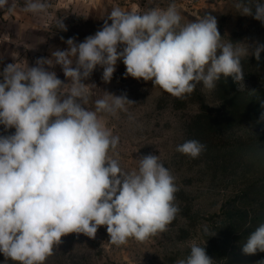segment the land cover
Segmentation results:
<instances>
[{
	"label": "clouds",
	"instance_id": "1",
	"mask_svg": "<svg viewBox=\"0 0 264 264\" xmlns=\"http://www.w3.org/2000/svg\"><path fill=\"white\" fill-rule=\"evenodd\" d=\"M49 7L46 0H24L21 10L39 14ZM235 8L264 23V3L241 0ZM15 9L9 0H0V10ZM181 20L175 4L143 13L115 6L102 28L82 42L68 38L66 50L56 49L32 67L9 63L0 71V126L4 133L14 129L0 134V253L5 261L46 264L62 237L82 233L94 238L101 226L116 246L167 230L179 211L175 178L159 156H142L138 168L126 172L109 155L119 136L98 114L116 115L132 102L108 93L90 109L86 105L95 85L83 81L100 66L102 79L110 82L122 61L126 76L151 81L183 99L197 85L214 90L222 77L242 83V60L253 56L260 61L264 44L225 42L214 16ZM59 28L66 31L63 22ZM56 65L67 83L49 70ZM204 147L187 140L176 150L196 158ZM205 245L192 240L188 255L174 264H214ZM242 251L264 252V223L251 231Z\"/></svg>",
	"mask_w": 264,
	"mask_h": 264
},
{
	"label": "rangeland",
	"instance_id": "2",
	"mask_svg": "<svg viewBox=\"0 0 264 264\" xmlns=\"http://www.w3.org/2000/svg\"><path fill=\"white\" fill-rule=\"evenodd\" d=\"M46 2L50 5L46 13L23 12L24 0H9L16 5L12 13L0 10V71L9 63L32 67L38 58L50 57L56 49L66 50L68 38L82 42L102 28L115 6L143 13L153 7L175 4L182 24L211 15L216 18L225 42L264 44V23L240 15L235 5L241 0ZM244 2L254 4L264 0ZM60 22L66 31L59 28ZM254 59L245 57L241 63L248 65ZM260 60L264 61V52ZM259 69L264 73L263 67ZM49 70L68 82L61 66ZM125 73V65L118 61L111 81L105 82L103 68L97 66L83 81L95 85L90 89L86 107L94 109L95 101L108 93L126 96L132 102L126 103L125 110H119L116 115L98 114L113 135L119 136L117 148L109 155L126 172L135 171L137 159L142 156H159L175 178L179 191L174 203L179 211L166 231L143 242L129 239L124 245H113L106 226L99 227L94 238L82 233L67 234L54 247L46 264H174L188 255L192 240L201 246L206 244V253L214 264L231 263L233 255L244 254L242 247L251 231L264 223V141L243 144L237 141L241 132L251 134L247 135L251 138L262 132L264 135V111L259 117L250 114L254 107L264 106V82L245 72L242 83L222 77L214 90L197 85L191 95L179 99L154 87L151 81L137 80ZM240 110L247 113L245 121L242 124L233 121L229 125ZM11 132L14 129L4 133L0 126V134ZM187 140H197L205 146L198 157L176 150ZM262 256L264 261V252L257 251L253 262L245 257L242 264H260L256 257ZM0 264L14 262L5 261L0 253Z\"/></svg>",
	"mask_w": 264,
	"mask_h": 264
},
{
	"label": "trees",
	"instance_id": "3",
	"mask_svg": "<svg viewBox=\"0 0 264 264\" xmlns=\"http://www.w3.org/2000/svg\"><path fill=\"white\" fill-rule=\"evenodd\" d=\"M242 68H243V72H247L245 74L247 75H250V77L252 76L253 78L257 77V80L261 83V82H264V73L260 71L259 68H264V61L260 60V61H257L256 59H254L252 62H250L248 65L247 64H243L242 63ZM258 73H257V72ZM257 73V74H256ZM257 75V76H255ZM256 80V79H255ZM262 87V86H261ZM263 88V87H262ZM243 93V92H241ZM264 106L263 104L257 106V107H254L251 111H250V114L253 115V116H256V117H259L260 116V112H263L264 111ZM247 113H245V111L243 110H240V112H238V114H236V117H234V119L231 120V122L229 123V125H231V123L236 122V123H240L242 124L245 119H246V116ZM227 121V120H226ZM224 123V125L226 126L228 122ZM240 127H243V126H240ZM245 127V126H244ZM242 131V130H241ZM243 132H241V134L238 136V140L240 143H244V142H247V141H256V142H263L264 141V135H263V132L262 134L260 133L259 135H256L255 137L251 138L247 135H251V134H244ZM243 135V136H241ZM257 222V220H256ZM255 222V223H256ZM260 254V253H259ZM255 254L253 255H246V254H242V256H238V255H233L232 257V260H231V263L229 264H242L244 263V258L247 257L248 259H250L252 262L254 261V256ZM258 254H256L257 256ZM261 255V254H260ZM263 259V256L262 257H256V260H261L262 261Z\"/></svg>",
	"mask_w": 264,
	"mask_h": 264
}]
</instances>
